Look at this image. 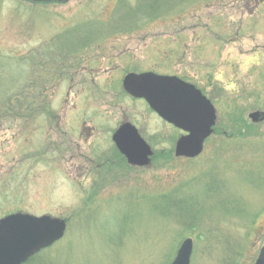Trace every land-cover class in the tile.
<instances>
[{"label":"rangeland","instance_id":"rangeland-1","mask_svg":"<svg viewBox=\"0 0 264 264\" xmlns=\"http://www.w3.org/2000/svg\"><path fill=\"white\" fill-rule=\"evenodd\" d=\"M135 1L0 0V95L23 87L30 58L45 65L53 44L77 47L107 31L105 22L134 25L165 3ZM178 7L85 45L68 77L46 87L51 119L27 131L0 111V218L20 211L67 224L24 264H170L185 238L189 264H254L264 243V121L248 114L264 111V0ZM130 71L203 89L217 123L198 157L173 156L182 132L126 94ZM123 122L151 146L149 166L117 151L111 135Z\"/></svg>","mask_w":264,"mask_h":264},{"label":"water","instance_id":"water-1","mask_svg":"<svg viewBox=\"0 0 264 264\" xmlns=\"http://www.w3.org/2000/svg\"><path fill=\"white\" fill-rule=\"evenodd\" d=\"M29 3L66 2L67 0H20ZM123 90L133 98H141L164 121L183 131L174 145L176 158H195L203 150L204 141L213 132L216 112L210 100L193 84L175 75L152 71L129 72L122 78ZM251 122L264 120V111L248 114ZM118 151L132 166H149L152 149L130 122L121 123L112 134ZM66 229L64 219L49 215L11 213L0 219V264H22L42 248L61 239ZM192 250L190 238L184 239L171 264H189ZM254 264H264V244Z\"/></svg>","mask_w":264,"mask_h":264},{"label":"trees","instance_id":"trees-1","mask_svg":"<svg viewBox=\"0 0 264 264\" xmlns=\"http://www.w3.org/2000/svg\"><path fill=\"white\" fill-rule=\"evenodd\" d=\"M191 1L192 0H165L164 6L161 9L154 10L156 9L154 8L152 13H143L138 23H135L134 25L112 26L108 25L110 22L109 20L105 22L107 25V31L102 32L101 34H95L93 38L87 39L77 47L70 46L60 49L53 44L52 38L51 42L54 47L50 52L49 61L45 63V65H43L41 62H38L35 65V55L32 56L30 58L32 62V68L28 78L25 80L24 86L20 87L18 90H13L6 95H0V111L2 115L10 117L12 120L15 119L22 121V124L24 125L23 127L27 131L29 127L34 126L31 123H35L36 118H44L47 116L51 119L54 113L49 109L46 87L49 85V83L56 79H61L65 76L68 77L70 73L68 72V68H71L74 65L77 59V54L83 50L85 45L90 44L102 34L109 33L113 30L119 33L129 32L132 29L141 26L146 20H155V18L157 19L159 16H169L181 13L183 8H179L178 6L183 3H190ZM118 2H120V0H117L115 7L117 6ZM135 3L133 6H137ZM115 7L111 16L115 14ZM66 32L67 31H65L63 34ZM73 37H75V35H73ZM35 66L37 69L36 72Z\"/></svg>","mask_w":264,"mask_h":264}]
</instances>
